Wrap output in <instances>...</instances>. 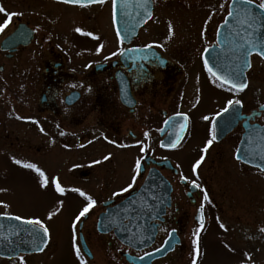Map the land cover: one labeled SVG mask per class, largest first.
Wrapping results in <instances>:
<instances>
[{
  "label": "flooded vegetation",
  "instance_id": "flooded-vegetation-1",
  "mask_svg": "<svg viewBox=\"0 0 264 264\" xmlns=\"http://www.w3.org/2000/svg\"><path fill=\"white\" fill-rule=\"evenodd\" d=\"M150 2L152 17L144 21L138 3L135 10L128 5L127 34L122 39L112 22L111 0L86 6L58 0H0L7 13H17L0 32V137L9 135L6 130L14 131L15 126L27 129L29 139L23 146L34 152L45 144L65 162L75 163L67 186L96 200L73 229L74 217L86 200L66 189L62 195L67 202L66 217L59 220L63 222L60 231L56 226L54 233L49 232L44 250L0 256V264H21V258L23 264H35L36 255L42 253H46L45 264H80L72 247L73 233L86 264H185L191 258L192 232L203 202L202 192L188 181L196 179L191 166L210 139L213 123L217 138L198 169L197 182L211 200L210 204L203 202L200 251L218 249L229 264L246 262L247 252L254 264H264V232L260 231L264 228V172L256 164L235 158L246 126L255 130L254 148L258 142L255 132L264 135V94L261 99L255 88L246 106V89L229 92L218 81L214 83L204 68L205 59L221 73L227 68H218L220 64L238 65L237 58H226L218 49V32L227 18L220 5L227 7L231 0ZM5 18L0 13V22ZM230 26L238 27L235 19ZM77 27L92 35L75 32ZM205 48L212 51L205 55ZM249 61L248 86L256 62L264 63V59L252 54ZM228 99H239L242 106L233 105L229 112L216 116ZM177 113L188 117L180 143L176 148L161 147L162 142L176 139L184 122V116ZM10 134L18 141V133ZM97 160L102 162L94 163ZM136 160L141 170L135 185L112 197L131 183ZM151 174L164 178L170 189H159L157 184L144 187L137 228L131 216H126L130 210L118 207ZM80 182H84L82 188ZM2 212L30 217L17 210ZM217 217L227 231L219 228ZM173 228L177 231L169 238L167 233ZM215 233L221 237L213 238ZM166 239L173 245L171 250L168 245L161 248Z\"/></svg>",
  "mask_w": 264,
  "mask_h": 264
},
{
  "label": "snow or ice",
  "instance_id": "snow-or-ice-1",
  "mask_svg": "<svg viewBox=\"0 0 264 264\" xmlns=\"http://www.w3.org/2000/svg\"><path fill=\"white\" fill-rule=\"evenodd\" d=\"M59 3L65 4V5H80V6H86L87 4L91 3H98L103 4L104 0H58ZM150 2V0H139L138 7L140 9H143L144 15H146L148 18L152 17V12L148 9L147 5ZM112 5V22L113 24L116 23V13H117V5L118 0H111ZM120 6L122 8L128 7V0H120ZM221 10L227 11V17L234 18L237 22V25L239 26V30L236 31V35L239 37V43L235 45V50L242 52L240 53V56L237 57V59L244 58L243 59V65H237L235 67H228L224 64L218 65V68L225 69L227 68V71L221 73L220 71H215L212 66L209 65V62L207 59L204 60V68L206 71L210 74L213 82H219V87H227V90L229 92H243L247 87L248 84L246 80L244 79V68H250L251 63L247 60L248 56H251L253 53L257 54L261 57V59H264V0H231V4L226 7L225 4L220 5ZM0 13H5L6 18L0 22V32H3L11 23L12 16L17 15V13H7L3 7H0ZM139 15V13H138ZM211 19V17H209ZM228 21L225 20V25H227ZM77 33H82L85 35L91 36L92 33H83L82 29L77 27L74 29ZM169 34H172V25L169 24ZM120 33L117 31V37L119 38ZM231 43V42H230ZM148 47H151V45H148ZM97 51H100L98 48ZM123 49L120 50V54L123 55ZM205 52L208 51L207 48L204 49ZM113 55H116V53H113ZM90 91V89H87ZM125 102H128L127 99H125ZM233 105H241L242 101L239 99L233 100L228 99L226 101V106L221 110V112H217L216 116H220L222 113H227L232 108ZM261 107H264L262 105ZM176 115L184 116V122L179 125V130L176 132V139L171 141L168 144L161 143V147H169V148H176L177 145L180 143V133L183 132L187 128L188 124V117L182 113H177ZM17 119H25L23 117H17ZM171 120V118H169ZM202 119L209 120L208 116H204ZM33 123H38L37 121H32ZM166 125L169 123V121L164 122ZM174 128L177 127L175 124L172 125ZM59 127V126H57ZM42 133L44 132V129L41 127L39 129ZM160 131H163V129H160ZM255 131V130H254ZM61 136L65 135V132L61 131L59 133ZM148 133L145 132L144 136L148 137ZM255 135L258 137V142L255 148L249 147L246 149L247 156L250 158L244 162L251 163V159H254L256 157H259L262 161H264V135H261L259 132H255ZM101 136H103V133H101ZM107 139V137H104ZM216 124L213 123L210 129V139L206 141L203 148L200 149L201 155L198 159L195 160V162L191 166V171L196 176V179H192L188 181L193 188L199 189L202 194V200L203 202L211 203V200L209 198V194L206 189H204L198 182V169L201 166L202 162L205 159L204 154L207 153L209 147L213 144V142L216 140ZM109 143H115L114 141H108ZM91 143V141H89ZM83 147L84 145H80ZM123 147L124 145H120ZM141 152L145 151L144 147H141ZM237 154L235 155V158L237 161L241 160V156L239 155L240 149L236 150ZM109 155H106L103 157V160L106 161L109 159ZM12 162L16 165L22 166L23 168L33 170L37 176H38V186L40 189L47 190L50 186L52 190L55 193H58L60 195H63L66 191L64 187H62L60 178L58 176H52L49 177L46 175V173L41 170L39 167H37L34 163H23L20 159H17L15 157H12ZM102 161L97 160L94 161V163L99 164ZM261 172H264V163H258L255 165ZM141 170V163L140 160H136L134 171L131 175V183H129L126 187H123L120 189L119 192H113L112 197H116L119 195H122L125 192H128L133 186L135 185V182L137 180V177L140 175ZM182 180H187V177L181 176ZM0 191H7V189H0ZM73 192L79 193L81 197H84L86 200V203L83 205V207L78 211V213L74 217L73 221V229H75L76 223L81 221L82 217H86L89 211L96 205V200L92 198V196L87 195L84 191L73 188L71 189ZM201 203L198 209L199 215L196 217L198 221V226L193 230L192 232V252H191V264H198V260L201 258L202 253L200 251L199 247V237L201 231L204 229V203ZM58 204L62 205V201H57ZM135 201L130 202V206L135 205ZM0 207L4 209H8L9 205L5 203L4 201H0ZM60 208L58 207L56 212H48L47 213V219H51L54 215L59 213ZM0 216L7 217L9 219H13L16 221H20L21 224L32 226L30 229H23L24 231H28L29 235L32 237V243L35 245L36 251H43V247L41 245L46 246L49 240V229L45 225V223L39 218V217H29L24 218L19 215H11L9 212H2L0 213ZM217 223L219 225V228L227 231V228L224 223L220 222L219 217H217ZM176 229H171L170 232L167 233L168 237L171 238L174 233H176ZM261 232H264V228L260 229ZM7 237H5L6 239ZM179 243V241H177ZM165 245L169 246V250L173 247L171 245L170 239H166L164 242V245H161V248H163ZM72 247L74 249L75 255L77 259L80 261V264H86L84 259V254H82L81 247L77 246L75 243V234L73 233V244ZM225 248H227L229 251L234 252L235 249L232 248L230 245L225 244ZM161 249L158 248L156 251H160ZM146 255H150L149 253H146ZM244 257L246 258V262L242 261L241 264H254L252 257L249 253L245 252ZM141 259H143L141 257ZM21 264H23V258H21Z\"/></svg>",
  "mask_w": 264,
  "mask_h": 264
},
{
  "label": "rangeland",
  "instance_id": "rangeland-1",
  "mask_svg": "<svg viewBox=\"0 0 264 264\" xmlns=\"http://www.w3.org/2000/svg\"><path fill=\"white\" fill-rule=\"evenodd\" d=\"M259 72V76L256 74ZM253 74L250 77L249 86L244 91V99L246 106L248 99L252 95L255 88L259 89L260 98L263 99L264 94V63L257 61L254 67ZM23 127V126H22ZM13 128L14 131L6 130L9 135L0 137V201H4L9 205L7 210L19 211L30 217H39L48 227L50 233H54L56 226L60 231V225L63 224L61 218L66 217V198L55 193L51 186L47 190L40 189L38 186V176L30 169L23 168L12 162V157L20 159L23 163H34L43 170L47 176H58L62 187L65 189H73L67 186L69 175L75 167V163L65 162L59 154L53 152L48 145L37 146L35 151L27 146H23L29 139L28 130L21 127ZM11 132L18 133V141L14 138ZM17 137V135L15 136ZM29 143V142H28ZM20 144V145H19ZM22 144V145H21ZM73 165V166H72ZM71 170V171H70ZM84 182H80L82 188ZM113 184V183H112ZM75 188V187H74ZM57 201H62V205ZM60 208L59 213L54 215L50 220L47 219L48 212H56ZM4 209L0 207V210ZM68 217V215H67ZM59 223V224H58ZM221 233L213 234V238L219 239ZM46 253L36 255L35 264H45ZM186 261L191 264V258ZM198 264H229L228 258L218 252V249L213 252L203 248L202 256L198 260Z\"/></svg>",
  "mask_w": 264,
  "mask_h": 264
},
{
  "label": "water",
  "instance_id": "water-1",
  "mask_svg": "<svg viewBox=\"0 0 264 264\" xmlns=\"http://www.w3.org/2000/svg\"><path fill=\"white\" fill-rule=\"evenodd\" d=\"M139 0H128V5L131 4L133 7V10H135V4H137ZM151 2L148 3L147 7L150 10ZM126 8H122L120 6V0H118V5H117V13H116V32L119 31L120 37L122 39L125 38L126 36ZM136 15L133 13L132 14V20H134ZM148 17L146 15H143V21L146 20ZM234 18H229L227 17L226 20L228 21L227 25H225V22L221 25V28L219 29L218 32V42L220 47L218 49H221L223 52L224 56L226 58H237L240 56V51L235 50V45L238 44L239 37L235 34L236 31L239 30L238 27L230 26V23ZM133 28L135 29V24L133 23ZM133 29V30H134ZM231 42V43H230ZM212 51L211 48H208V51L205 52V55L207 53ZM255 54V53H253ZM243 59L240 58L238 59V65H243ZM247 60L249 61V56L247 57ZM248 68H244V79L245 78V72ZM246 126V125H245ZM262 130L263 127L261 128ZM253 131L254 128L252 125L246 126V132L243 135L238 148L240 149L239 155L241 156V161H246L250 159L247 156L246 149L249 147L254 148V136H253ZM237 154V152H236ZM260 161H256L255 158L251 159V163L245 162L249 165H255L258 163H263L261 159ZM153 184H157L159 189H170V185L167 183V181L162 178L160 175L155 176L154 174L149 175L147 178L146 182L143 184V186L136 190L134 194L131 196H128L120 205H119V210L124 211V209L127 208V210H130V215L126 216H131L132 220V225L135 227H140L141 226V221L140 219L142 218V195H143V190L144 187H149L152 186ZM135 201L134 206H130V202ZM124 216V215H123ZM32 226L29 225H24L21 224L20 221H16L13 219H9L4 216H0V256L3 257H12L15 256L19 252H40L35 250V245L32 243V237L29 235L28 231H24L23 229H30ZM5 237H7L5 239ZM140 239V238H139ZM41 247L44 248V245H41Z\"/></svg>",
  "mask_w": 264,
  "mask_h": 264
}]
</instances>
